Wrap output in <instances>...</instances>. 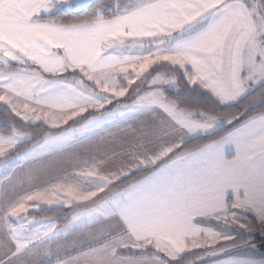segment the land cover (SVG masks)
Instances as JSON below:
<instances>
[{
	"label": "snow or ice",
	"instance_id": "obj_1",
	"mask_svg": "<svg viewBox=\"0 0 264 264\" xmlns=\"http://www.w3.org/2000/svg\"><path fill=\"white\" fill-rule=\"evenodd\" d=\"M0 102V264H264V0H0ZM68 153L43 186L12 167ZM74 234L95 246L65 260Z\"/></svg>",
	"mask_w": 264,
	"mask_h": 264
},
{
	"label": "crops",
	"instance_id": "obj_2",
	"mask_svg": "<svg viewBox=\"0 0 264 264\" xmlns=\"http://www.w3.org/2000/svg\"><path fill=\"white\" fill-rule=\"evenodd\" d=\"M148 89H143V91H147ZM206 91V90H205ZM130 94H132V92H130ZM0 105L1 106H4L7 108V106H5L3 104V102H0ZM8 109V108H7ZM159 114H162V113H157V115L154 117L152 116H149V117H146L145 120L142 122L144 125H147V124H150L154 121H157L158 118H161V117H158L157 116ZM163 115V114H162ZM70 124L72 122H69ZM138 127L142 126L140 123L137 124ZM47 130H49L47 128V126H45ZM62 127H68V125H64ZM52 131H56L55 129H53ZM30 146V145H29ZM28 146V147H29ZM121 149L119 146L117 145H112L108 142H103V143H98L94 150L90 153L91 155H95L97 157H100V158H105L107 159L108 157L112 156V154L114 152H120ZM13 155H15V153H13ZM63 156V159H71L74 163H78V161L76 160V158L74 157V155L72 153H68V154H63L59 157H57L54 161H49V162H46L45 163V167L49 166L50 164H54L59 158L61 159ZM3 159H10V158H0V160H3ZM120 157H113V160L109 163V167H113V165L116 166V164L118 165L119 162H120ZM66 161H63V162H66ZM114 166V167H115ZM14 169H15V173L17 176H26L28 174H34L36 175V170L35 169H30L28 167V163L25 162L24 165H22V167L20 168H16L15 165L12 166ZM41 169H43V166H41ZM47 171H45V175H43V178H42V181L41 182H32V183H25L24 184V188H31L33 186V184H39L41 186L47 184V183H50V182H54L58 177H61L63 175H66L67 172H70L72 171V168L68 167V166H64L63 170H57L56 172L54 171H51L53 169H49L47 167ZM32 171V172H31ZM34 171H36L35 173H33ZM9 174V171L6 170L5 168H0V182H3L4 181V178ZM119 183V182H117ZM114 192L115 191H118L116 189L113 190ZM67 210V209H66ZM39 212V211H37ZM35 213V212H34ZM36 218V217H35ZM38 219V218H36ZM204 226H209V224H206ZM89 245H92V246H95V241L91 238V237H88V236H85V235H82V234H74V235H71L69 237L66 238L65 242L60 246L59 250H58V254L63 257L65 260H70L74 257H76L79 252L82 250V249H86ZM193 253H196V254H203L204 252L201 250V249H193L192 250ZM191 259H194L196 256H193V255H190ZM40 257L39 256H33L30 258V260L32 262H35L37 260H39ZM209 264H212V261L209 262Z\"/></svg>",
	"mask_w": 264,
	"mask_h": 264
},
{
	"label": "trees",
	"instance_id": "obj_3",
	"mask_svg": "<svg viewBox=\"0 0 264 264\" xmlns=\"http://www.w3.org/2000/svg\"><path fill=\"white\" fill-rule=\"evenodd\" d=\"M64 15V14H61ZM169 97L171 99H179L181 101L187 100L188 102H190L191 104H193L194 106H200V107H206L209 103V97L208 94L205 90L203 89H192L191 91H189L188 89H184L183 87L181 88V91L176 94V93H168ZM259 96L260 93L259 91H257L254 95V97H250L249 100H245L240 104L235 105L232 108H228L227 111L228 112H233V113H239L246 104H248L250 102L251 99H256L257 101L259 100ZM255 111H260V109H256ZM9 119H15L17 123H19L17 118H14L12 116V114L9 112V110L4 107V106H0V120H1V124H0V129H3L4 127V121L9 120ZM43 126H40L39 128H30L28 129L29 131H32L34 133V135L37 137H40V131L43 129ZM229 129L227 127H225L224 129H222L217 136L219 135H224L227 133ZM199 143H204L203 140H195L193 141V144H199ZM29 145H25V147H28ZM147 173L145 172H141L139 173L138 176L134 177V179H139L140 177L146 175ZM131 181L125 179L123 183H118L119 187L116 190H120L123 187L127 186L128 183H130ZM64 211H66L64 209ZM62 213H58L57 211L54 210H45V211H39V212H35L33 213V215H35L36 218L38 219H42L44 217H52V216H57L60 215ZM64 223V221H61V225ZM210 227L215 228L216 225L213 224H209ZM189 258V256H188Z\"/></svg>",
	"mask_w": 264,
	"mask_h": 264
},
{
	"label": "rangeland",
	"instance_id": "obj_4",
	"mask_svg": "<svg viewBox=\"0 0 264 264\" xmlns=\"http://www.w3.org/2000/svg\"><path fill=\"white\" fill-rule=\"evenodd\" d=\"M137 83H139V81L137 82ZM148 89L147 88V86L146 85H142L141 86V91H143V89ZM130 92H131V90H130ZM130 94V93H129ZM130 95H132V94H130ZM1 106V105H0ZM153 117V116H152ZM155 117V116H154ZM158 117H162V114H159L158 116H157V118ZM0 122H1V120H0ZM1 124V123H0ZM2 124H4V123H2ZM41 126H43L42 128V130L40 131V135H42L45 131H48L47 129H46V127L44 126V125H41ZM40 137H37V139H39ZM63 161H66V159H63V156H62V158L60 159H58L54 164H50L49 166H47L49 169H53V170H51V171H54V172H56L57 170L59 171V170H63V168H64V166H68L69 168L71 167L72 168V170L75 168V166H76V164L77 163H74L71 159H67V161L66 162H63ZM25 163V162H24ZM24 165V164H23ZM119 165V164H118ZM117 164H116V166L115 165H113V167L112 168H115V167H117L118 166ZM41 166H43V169L42 170H40V171H34L33 173H35L36 172V176L38 177V179H36V180H34V182H36V181H38V182H41L42 181V178H43V175H45V171H47L48 169H47V167H45V164H43V165H41ZM41 166H40V168H41ZM115 166V167H114ZM32 172V171H31ZM43 180H44V178H43ZM50 210V209H49ZM66 210V209H65ZM67 211V210H66ZM206 254L205 253H203V254H198V256H205ZM189 257H191L190 255H189ZM197 258V256L194 258V259H196ZM191 260H193V259H191V258H187V261H186V264H188V261H191ZM210 262H211V260H210Z\"/></svg>",
	"mask_w": 264,
	"mask_h": 264
},
{
	"label": "bare ground",
	"instance_id": "obj_5",
	"mask_svg": "<svg viewBox=\"0 0 264 264\" xmlns=\"http://www.w3.org/2000/svg\"><path fill=\"white\" fill-rule=\"evenodd\" d=\"M214 259V258H213Z\"/></svg>",
	"mask_w": 264,
	"mask_h": 264
}]
</instances>
